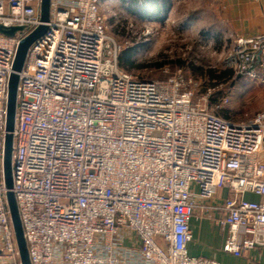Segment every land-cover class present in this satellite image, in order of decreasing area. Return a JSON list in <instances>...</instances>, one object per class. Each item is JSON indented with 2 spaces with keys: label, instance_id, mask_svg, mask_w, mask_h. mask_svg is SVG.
<instances>
[{
  "label": "built area",
  "instance_id": "obj_1",
  "mask_svg": "<svg viewBox=\"0 0 264 264\" xmlns=\"http://www.w3.org/2000/svg\"><path fill=\"white\" fill-rule=\"evenodd\" d=\"M40 3L0 0V26L23 28L0 35V264H20L3 179L7 86ZM46 28L18 75L11 133L30 264H218L188 255L193 220L219 227L235 257L264 252V110L235 122L192 102L177 76L124 72L100 0H50ZM228 57L236 76L258 78L264 34L235 37Z\"/></svg>",
  "mask_w": 264,
  "mask_h": 264
},
{
  "label": "rangeland",
  "instance_id": "obj_2",
  "mask_svg": "<svg viewBox=\"0 0 264 264\" xmlns=\"http://www.w3.org/2000/svg\"><path fill=\"white\" fill-rule=\"evenodd\" d=\"M100 0L107 34L119 50L131 48L137 64L165 62L161 69H134L129 75L146 80L177 76L181 91L209 113L244 122L264 110V72L258 78L237 77L210 82L200 71L232 70L228 56L235 41L211 0ZM218 14V17H217ZM163 16V21H158ZM217 100V103H216ZM226 116H225V115Z\"/></svg>",
  "mask_w": 264,
  "mask_h": 264
},
{
  "label": "crops",
  "instance_id": "obj_3",
  "mask_svg": "<svg viewBox=\"0 0 264 264\" xmlns=\"http://www.w3.org/2000/svg\"><path fill=\"white\" fill-rule=\"evenodd\" d=\"M211 1L214 6L220 5L219 15L235 37L264 34V0ZM191 230L192 239L187 244L189 256L209 258L218 264H264V252L259 249L244 251L240 257L224 252L225 234L210 220L203 221L202 225L193 220Z\"/></svg>",
  "mask_w": 264,
  "mask_h": 264
},
{
  "label": "water",
  "instance_id": "obj_4",
  "mask_svg": "<svg viewBox=\"0 0 264 264\" xmlns=\"http://www.w3.org/2000/svg\"><path fill=\"white\" fill-rule=\"evenodd\" d=\"M49 5L50 0H41L40 3V22L42 23L30 35L21 40L18 44L15 58L12 64V72L9 76L7 86L6 101V122H5V139H4V156H3V179L6 189L5 199L9 210L10 221L13 228L14 238L19 254L20 264H30L26 243L23 237V231L19 215L16 208L14 196L11 192V146L12 131L14 127V118L16 111L17 87L19 83V73L23 68L29 47L46 31V23L49 21ZM21 27L4 28L0 26V35L4 37H13L16 32L22 31Z\"/></svg>",
  "mask_w": 264,
  "mask_h": 264
},
{
  "label": "trees",
  "instance_id": "obj_5",
  "mask_svg": "<svg viewBox=\"0 0 264 264\" xmlns=\"http://www.w3.org/2000/svg\"><path fill=\"white\" fill-rule=\"evenodd\" d=\"M131 1H133L134 3L137 2V0H131ZM153 2L156 4L157 0H154ZM161 3H162V9L166 10L169 8V1L168 0H162ZM158 21L162 22L163 16L160 17V19ZM117 63H118V66L126 73L131 72L134 69H137V70H143V69H148V68L161 69L166 65L165 62H163V61L155 62V63H148V64H137L133 60V50L131 48H126L125 50H121L119 52L118 57H117ZM199 75L202 77L207 76L208 80H210V82H222L225 79H231L234 76V72H233V70H228V69L220 71V72H217L214 70H207L204 72L200 71ZM239 78H241V77H239ZM216 103H217V100H216Z\"/></svg>",
  "mask_w": 264,
  "mask_h": 264
}]
</instances>
